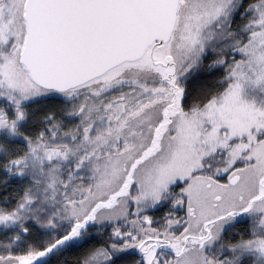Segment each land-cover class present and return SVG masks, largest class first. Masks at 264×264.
I'll return each instance as SVG.
<instances>
[{"label": "snow or ice", "instance_id": "obj_1", "mask_svg": "<svg viewBox=\"0 0 264 264\" xmlns=\"http://www.w3.org/2000/svg\"><path fill=\"white\" fill-rule=\"evenodd\" d=\"M0 264H264V0H0Z\"/></svg>", "mask_w": 264, "mask_h": 264}]
</instances>
